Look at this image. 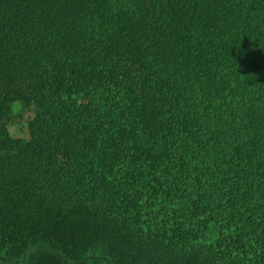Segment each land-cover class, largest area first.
Masks as SVG:
<instances>
[{
    "label": "trees",
    "instance_id": "1",
    "mask_svg": "<svg viewBox=\"0 0 264 264\" xmlns=\"http://www.w3.org/2000/svg\"><path fill=\"white\" fill-rule=\"evenodd\" d=\"M0 264H264V0H0Z\"/></svg>",
    "mask_w": 264,
    "mask_h": 264
},
{
    "label": "clouds",
    "instance_id": "2",
    "mask_svg": "<svg viewBox=\"0 0 264 264\" xmlns=\"http://www.w3.org/2000/svg\"><path fill=\"white\" fill-rule=\"evenodd\" d=\"M143 102V101H142ZM144 103V102H143Z\"/></svg>",
    "mask_w": 264,
    "mask_h": 264
}]
</instances>
